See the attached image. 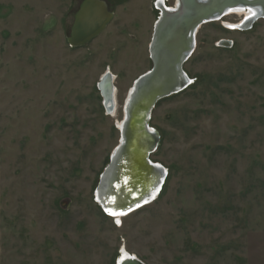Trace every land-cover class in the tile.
<instances>
[{
	"label": "rangeland",
	"instance_id": "374dc122",
	"mask_svg": "<svg viewBox=\"0 0 264 264\" xmlns=\"http://www.w3.org/2000/svg\"><path fill=\"white\" fill-rule=\"evenodd\" d=\"M82 1L0 0V264H116L123 248L144 264H264V20L199 30L192 84L150 121L162 190L120 221L95 192L152 68L157 5L175 0H106L107 30L71 48ZM108 72L113 115L98 87Z\"/></svg>",
	"mask_w": 264,
	"mask_h": 264
},
{
	"label": "water",
	"instance_id": "95a60500",
	"mask_svg": "<svg viewBox=\"0 0 264 264\" xmlns=\"http://www.w3.org/2000/svg\"><path fill=\"white\" fill-rule=\"evenodd\" d=\"M159 5V4H158ZM157 5V6H158ZM160 15L155 24L150 45L152 68L138 78L131 90L124 106L123 127L120 129V143L115 149L110 164L101 176L100 184L96 189V198L107 213L126 215L138 208L147 206L159 196L165 181V171L161 166L150 160L157 150L159 138L150 128L152 114L158 103L172 96L181 94L191 84V80L184 71V65L193 56L196 49V36L199 30L208 24L217 23L229 16L233 11L249 14L233 29L246 30L258 20H264V0H175L174 9L158 6ZM255 12L254 14H252ZM115 13L110 10L104 0H83L74 15L73 24L67 43L71 48H83L99 38L114 20ZM219 47H228L230 44L220 42ZM107 80V89L102 92L100 84ZM101 79V91L104 107L106 99L113 105L114 86L113 77L109 72ZM112 105L109 108L112 109ZM134 105L142 109L141 125L132 120ZM108 112V111H107ZM109 113V112H108ZM150 138L144 157L145 164L151 172L158 174L153 188L142 197L140 190L133 192L126 178L116 180L123 155L128 152L130 133L128 128L138 136L137 130ZM107 179H109L107 181ZM116 183V185H114ZM125 187V189H123ZM123 189V190H122ZM128 190V191H126ZM142 190V189H141ZM126 191V193H125ZM105 192V204L99 198ZM132 195L126 199V195ZM139 194V196H137ZM113 200L115 202L113 203ZM113 208L114 210H110ZM122 252V251H121ZM116 264H144L136 257L124 256Z\"/></svg>",
	"mask_w": 264,
	"mask_h": 264
},
{
	"label": "bare ground",
	"instance_id": "6f19581e",
	"mask_svg": "<svg viewBox=\"0 0 264 264\" xmlns=\"http://www.w3.org/2000/svg\"><path fill=\"white\" fill-rule=\"evenodd\" d=\"M162 4H163V2H162ZM165 6H166V4H165ZM174 6L170 7V8L168 6H166V7L169 9H174ZM162 7H164V5H162ZM254 13L255 12H253L252 14H254ZM233 16L241 17V20L235 24H230L228 22L227 23L223 22V23L226 26L231 27L232 30H238V29H233V27L240 24L244 18H247L249 16V14H247V13L245 14L244 12H241V11H233L227 17H233ZM196 44H197V36H196ZM110 76L113 77L111 74H110ZM105 78L106 77H104V79L102 80V83L100 84V89L102 92L104 91V93H105V90L107 89V85H108V83L106 82L107 80ZM113 81H112V83H113ZM113 86H114V84H113ZM117 93H118L117 90L114 89L113 105L110 104L107 99H106V103H105L107 111L112 115L118 109ZM111 105H112V109L110 110L109 108L111 107ZM137 108H136V105H134L133 111H131L132 112V120H133V122L137 121V123H139L141 125L140 121L142 118L143 111H142V109H137ZM122 112H123V110H122ZM121 121H123V119L118 121V128H120V129H122V127H123V124ZM141 129L142 128L139 127V129L137 130L138 136H136V133L133 130L128 128L127 132L130 133V138H129L130 143H129L128 152H126V154L123 155L122 161L124 162V164H122V162H121L119 172L115 175L114 178L116 180H118L119 177H120V180L122 178H123V180H124V178H126L125 182H129L128 185H130L129 190L131 189L133 192H137L140 190V192H142L141 195L143 197L144 195L149 193V191L153 188V186H154L153 184H154V182H156L155 180L157 178H159V176H158V174L151 172L149 167L144 162V157H145V153L147 150L146 147L150 142V138L148 136H145V134H143ZM118 132L120 133V131H118ZM108 180L109 179H107V181ZM123 189H125V187ZM126 191H128V190H126ZM126 191H125V193H126ZM105 196H106L105 192L102 194L100 193V196H99V198H101L100 200H103L104 204H105ZM131 196L132 195L127 194L126 199H130L129 197H131ZM137 196H139V194ZM109 209L114 210L113 208H110V207H109ZM111 217H117V219H119V220L121 219L120 221H122V219H124V216H122V215H114V216L111 215ZM127 217L128 216H125V218H127ZM121 253H122L121 254L122 257H124V256L135 257L134 255L129 254L128 250L125 248L122 249ZM120 259H121V256H120L118 261H120Z\"/></svg>",
	"mask_w": 264,
	"mask_h": 264
},
{
	"label": "flooded vegetation",
	"instance_id": "af4514ba",
	"mask_svg": "<svg viewBox=\"0 0 264 264\" xmlns=\"http://www.w3.org/2000/svg\"><path fill=\"white\" fill-rule=\"evenodd\" d=\"M104 1H106V0H104ZM107 2V1H106ZM162 2H163V4H162ZM108 3V2H107ZM159 5L158 6H162V5H164L165 6V2L164 1H160L159 3H158ZM109 5V4H108ZM109 7H110V5H109ZM110 10H111V8H110ZM112 11V10H111ZM113 12V11H112ZM196 46H197V44H196ZM111 74V73H110ZM101 92V91H100ZM106 108V107H105Z\"/></svg>",
	"mask_w": 264,
	"mask_h": 264
},
{
	"label": "snow or ice",
	"instance_id": "6c2138e0",
	"mask_svg": "<svg viewBox=\"0 0 264 264\" xmlns=\"http://www.w3.org/2000/svg\"><path fill=\"white\" fill-rule=\"evenodd\" d=\"M115 202V200H113V203ZM115 214H117V213H113V215H115ZM117 223H119V221H117Z\"/></svg>",
	"mask_w": 264,
	"mask_h": 264
}]
</instances>
